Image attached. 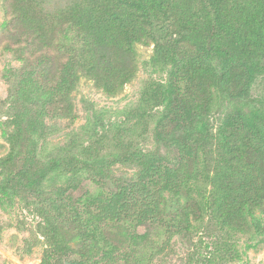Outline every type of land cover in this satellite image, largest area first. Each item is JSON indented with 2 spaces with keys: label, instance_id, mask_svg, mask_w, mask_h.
<instances>
[{
  "label": "trees",
  "instance_id": "obj_1",
  "mask_svg": "<svg viewBox=\"0 0 264 264\" xmlns=\"http://www.w3.org/2000/svg\"><path fill=\"white\" fill-rule=\"evenodd\" d=\"M8 3L0 44L21 65L28 106L19 98V110L3 125L11 146L0 159L4 197L40 199L52 177L73 173L72 162L34 167L27 154L29 165L19 170L15 159L26 157L45 117L72 116L70 93L80 79L107 95L122 91L136 73V44L153 45L148 65L155 71L169 68L170 77L164 87L145 89L142 102L170 110L180 121L174 168L126 150L124 158L143 164L134 181L116 192L66 198L70 210L34 208L45 246L39 264H112L113 240L124 250L126 264H150L163 246L138 232L144 226L160 229L166 242L205 220L209 230L214 223L233 237L251 234L257 214H264V99L249 97L251 87L264 81V0ZM219 94L262 109L249 108L248 115L215 125Z\"/></svg>",
  "mask_w": 264,
  "mask_h": 264
},
{
  "label": "rangeland",
  "instance_id": "obj_2",
  "mask_svg": "<svg viewBox=\"0 0 264 264\" xmlns=\"http://www.w3.org/2000/svg\"><path fill=\"white\" fill-rule=\"evenodd\" d=\"M8 5V0H0V33ZM133 51L136 73L122 91L107 95L92 81L80 79L70 93L72 116L45 117L43 130L29 145L26 157L22 153L15 159L19 170L29 165L27 154L34 157V167L63 160L72 162L75 168L73 173L52 177L40 199L28 196L10 199L0 194V264L40 263L45 246L42 221L34 209L39 204L51 211L56 206L70 210L71 203L66 204L68 199L77 201L85 194L98 196L116 192L137 179L143 164L128 156L124 158L122 154H127L126 150L137 149L143 156H152L170 168L178 164L180 151L174 138L178 136L179 115L142 102L145 89L164 87L170 81L169 68L155 71L148 65L153 45L136 44ZM24 79L20 63L0 44V159L11 151L2 132L3 125L19 110V101L28 106L24 99L27 93ZM249 97L254 101L264 99L263 80L251 87ZM249 108L260 110L262 106L219 94L213 109L217 119L214 123L220 124L239 113L246 116ZM18 152L15 149L13 153ZM5 178L6 173L0 169V185ZM255 221L257 224L251 226V234L235 237L213 222L211 230L205 228L209 220L192 232L173 234L167 242L155 226L139 227L138 232L147 233L153 242L163 246L150 264H264V214L258 213ZM115 242L110 243L115 246L112 264H126L125 252ZM224 251L232 253L226 255Z\"/></svg>",
  "mask_w": 264,
  "mask_h": 264
}]
</instances>
